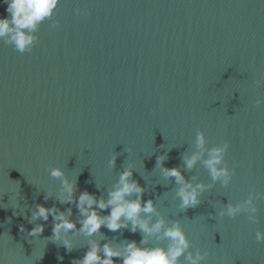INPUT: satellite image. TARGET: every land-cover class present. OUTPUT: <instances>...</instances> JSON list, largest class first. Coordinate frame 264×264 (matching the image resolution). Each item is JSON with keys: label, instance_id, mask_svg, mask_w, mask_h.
<instances>
[{"label": "water", "instance_id": "water-1", "mask_svg": "<svg viewBox=\"0 0 264 264\" xmlns=\"http://www.w3.org/2000/svg\"><path fill=\"white\" fill-rule=\"evenodd\" d=\"M6 8L0 0V16ZM37 35L25 53L0 40V203L7 207H0V264L82 258L88 237L73 236L68 252L50 239L51 216L29 223L37 204L72 207L78 218L75 204L56 198L60 181L50 170L62 167L76 179L77 197L87 190L107 198L127 163L146 188L143 200L181 221L191 251L208 252L202 264H264V241L255 238L264 231V197L255 201L256 223L244 212L218 214L229 201L264 193V84L256 83L264 78V0H60ZM198 129L209 147L228 142L225 160L235 172L228 186L216 182L200 204L181 210L175 178L161 176L156 158L167 151L164 166L211 183L202 163L191 170L183 163ZM48 190L53 196L44 200ZM35 224L43 231L29 235ZM100 235L101 244L142 238L139 230L104 226L92 238Z\"/></svg>", "mask_w": 264, "mask_h": 264}, {"label": "clouds", "instance_id": "clouds-1", "mask_svg": "<svg viewBox=\"0 0 264 264\" xmlns=\"http://www.w3.org/2000/svg\"><path fill=\"white\" fill-rule=\"evenodd\" d=\"M7 4L6 16H0V40L5 44L12 45L19 53L30 52L38 40V30L42 23L51 20L56 9L60 5V0H3ZM76 12L87 15V8H77ZM58 21L52 20L55 27ZM264 84V78L256 81ZM261 99L255 100V105L261 104ZM163 147V145H161ZM229 144L227 141L208 146L206 134L198 129L195 137V150L186 152L183 155V163L187 170L193 169L198 162L208 170L211 183H205L193 176L186 179L180 167H166L164 161L168 158V152H164L156 158V168L160 169L161 176L165 179L175 178L177 185L175 196L178 198V208L186 210L195 207L201 202V194L211 189L216 182L223 186H228L235 172L234 168L228 166L225 154ZM170 150V149H169ZM118 154H113L109 159V165L113 167ZM135 168L131 164H126L124 170L119 173L118 179L109 188L107 198L101 196L97 198L94 193L83 190L76 196L77 181L67 175L62 167H52L50 175L60 181L56 198L61 204H75L78 209V218L73 220L72 207L65 211H58L56 206L46 207L44 204H37L29 217V223H34L38 219L47 221L49 216L53 219L52 239L54 242H61L68 252L75 247L73 236L82 234L88 237L87 251L84 256L74 262V264H202L208 255L207 251L197 248L191 251V240L182 227L180 220L169 221L158 209L157 201L153 199L143 200V193L146 188L132 179ZM97 188L100 185H96ZM53 196V191L45 192L44 200ZM134 197V198H133ZM264 197L262 192H249L246 199L233 203L231 201L219 210V216L235 218L238 214L247 213V219L256 223L258 208L256 200ZM0 207L6 204L0 203ZM19 207L18 201L12 206ZM110 209L107 214L102 215L101 211ZM14 215L19 213L14 212ZM9 218V222H10ZM77 222L80 227L77 228ZM106 227L109 231L116 232L119 229H129L132 233L138 230L142 233L139 242L136 240H126L120 243L105 241L100 235L99 239H94L100 233L101 227ZM43 224H35L29 235H38L43 231ZM24 231V226H20ZM71 233V235H70ZM167 240V245H150L149 240ZM256 240L264 241V231L257 230ZM184 259L181 260L180 257ZM118 258V259H114ZM63 259V257H60Z\"/></svg>", "mask_w": 264, "mask_h": 264}]
</instances>
